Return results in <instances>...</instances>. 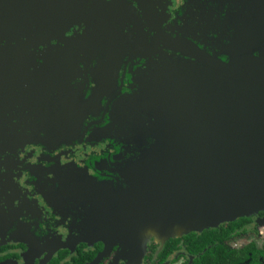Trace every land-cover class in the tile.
<instances>
[{
	"label": "flooded vegetation",
	"instance_id": "flooded-vegetation-1",
	"mask_svg": "<svg viewBox=\"0 0 264 264\" xmlns=\"http://www.w3.org/2000/svg\"><path fill=\"white\" fill-rule=\"evenodd\" d=\"M215 8L0 0V264H264V210L150 237L139 259L134 249L146 211L170 209L157 180L155 192L135 191L161 134L246 128L243 112L264 100L245 95L256 93L248 86L214 107L196 74L207 65L174 44L211 56L236 50L227 13ZM184 99L196 101L181 116Z\"/></svg>",
	"mask_w": 264,
	"mask_h": 264
},
{
	"label": "water",
	"instance_id": "water-1",
	"mask_svg": "<svg viewBox=\"0 0 264 264\" xmlns=\"http://www.w3.org/2000/svg\"><path fill=\"white\" fill-rule=\"evenodd\" d=\"M213 3L217 12L227 13L228 27L232 30L227 40L232 43L233 38L236 50L230 44L226 52L211 56L179 40L174 44L207 65L196 74L209 84L204 95L212 91L214 107L221 102L222 94L241 96L248 86L256 93L247 90L245 95L264 96V0H213ZM222 54L227 56L226 63L217 58ZM189 77L194 80L196 76ZM185 100H181L185 106L181 116L196 101ZM256 100L257 111L243 112L249 119V127L220 132L216 129L187 132L181 128L161 134V148L155 151L160 155L150 153L143 161V169L139 170L142 180L139 179L135 191L155 192L157 180L164 194L162 205L170 209L146 211L149 214L146 227L133 229V233H142L134 247L135 251L141 249L136 255L138 259L150 237L168 238L202 231L264 210V100ZM154 160L160 163L153 165ZM132 211L136 210H128L126 214L129 223Z\"/></svg>",
	"mask_w": 264,
	"mask_h": 264
},
{
	"label": "rangeland",
	"instance_id": "rangeland-1",
	"mask_svg": "<svg viewBox=\"0 0 264 264\" xmlns=\"http://www.w3.org/2000/svg\"><path fill=\"white\" fill-rule=\"evenodd\" d=\"M255 214V213H254ZM253 215V214H252ZM261 232H264V226L260 227Z\"/></svg>",
	"mask_w": 264,
	"mask_h": 264
},
{
	"label": "trees",
	"instance_id": "trees-1",
	"mask_svg": "<svg viewBox=\"0 0 264 264\" xmlns=\"http://www.w3.org/2000/svg\"><path fill=\"white\" fill-rule=\"evenodd\" d=\"M219 263V262H218ZM217 262H214V264H218Z\"/></svg>",
	"mask_w": 264,
	"mask_h": 264
}]
</instances>
